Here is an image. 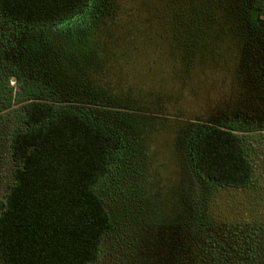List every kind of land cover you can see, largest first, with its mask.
Returning a JSON list of instances; mask_svg holds the SVG:
<instances>
[{
	"label": "trees",
	"instance_id": "16d2710c",
	"mask_svg": "<svg viewBox=\"0 0 264 264\" xmlns=\"http://www.w3.org/2000/svg\"><path fill=\"white\" fill-rule=\"evenodd\" d=\"M0 16V118L15 103L23 109L8 138L14 181L0 202L2 264L97 261L113 224L96 186L127 144L143 141L148 122L138 113L180 121L205 182H251L242 135L264 130L252 125L264 106V0H0ZM11 76L25 81L21 94ZM205 82L227 89L218 120L165 112ZM259 201L243 210L246 227L226 226L221 239L208 225L222 209L207 196L199 242L184 240L172 264H264Z\"/></svg>",
	"mask_w": 264,
	"mask_h": 264
},
{
	"label": "rangeland",
	"instance_id": "374dc122",
	"mask_svg": "<svg viewBox=\"0 0 264 264\" xmlns=\"http://www.w3.org/2000/svg\"><path fill=\"white\" fill-rule=\"evenodd\" d=\"M0 24L3 29L5 23L1 16ZM20 31L25 29L20 28ZM7 52L3 49L6 60L9 59ZM11 78L12 81L7 80L13 94H21L25 81ZM199 88H196V97L186 93L178 103H167L165 112L188 120H218L223 114L221 108L226 106L223 100L227 89L208 91L210 83L207 82L201 83ZM236 112L237 116L241 115L239 110ZM138 114L137 117L148 122L144 126L143 141L127 144L121 150L120 158L111 163L109 172L96 186L113 229L101 242L99 258L90 264H172L174 259V262L181 261L184 240L190 245L200 240L195 227L202 217L203 199L213 196L216 207L222 209L215 213L217 220L208 225V232L222 239L219 237L221 232L217 231L226 226L233 230L236 226L245 228L248 217L243 210L261 207L259 200L264 198V191L256 190L264 188V130L252 131L247 137L242 135L246 156L253 166L251 182L247 186L228 188L205 182L195 171L188 153L189 145L181 141L180 121L160 114ZM255 115L252 121L258 119V122L252 125L261 126L264 106L258 108ZM22 125V103H15L0 118V202L14 181L9 134ZM252 125L248 124V127ZM169 248L174 251L170 252ZM190 255L188 251L186 256Z\"/></svg>",
	"mask_w": 264,
	"mask_h": 264
}]
</instances>
